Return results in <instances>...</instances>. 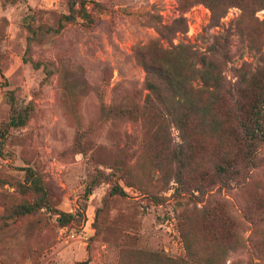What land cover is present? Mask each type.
Instances as JSON below:
<instances>
[{
    "label": "rangeland",
    "instance_id": "obj_1",
    "mask_svg": "<svg viewBox=\"0 0 264 264\" xmlns=\"http://www.w3.org/2000/svg\"><path fill=\"white\" fill-rule=\"evenodd\" d=\"M241 15L232 8L211 27L209 8L181 0H0V264H151L149 254L187 259L186 242L198 258L217 256L205 211L230 214L234 193L197 169L212 165L214 144L203 160L191 149L192 171L177 173L171 151L180 133L157 130L135 52L185 44L206 53L227 30L224 72L236 82L237 68L264 55V31L249 18L237 29ZM256 19L264 22V10ZM163 28L173 32L161 35ZM17 114L27 123L9 126ZM27 170L41 178L46 198L20 215L43 196L29 189ZM114 187L126 195H112ZM63 213L73 218L60 222ZM240 229L249 238L254 228ZM252 239L230 248L224 264H264V220Z\"/></svg>",
    "mask_w": 264,
    "mask_h": 264
},
{
    "label": "trees",
    "instance_id": "obj_2",
    "mask_svg": "<svg viewBox=\"0 0 264 264\" xmlns=\"http://www.w3.org/2000/svg\"><path fill=\"white\" fill-rule=\"evenodd\" d=\"M181 1L187 8L200 4L209 8L211 27H219L230 9L239 8L242 15L236 23L237 29L242 20L249 18L256 20L259 30L264 31V22L256 19L257 13L264 10V0ZM64 19L69 22L72 16ZM163 29L159 30L161 35L164 31L173 32L170 28ZM229 36L226 30L222 36L214 37L215 42L206 53L185 44L170 50L149 45L135 52L137 62L146 71L149 91L146 106L154 110H151L152 115L160 121L157 130L174 126L180 133L181 142L171 151V162L179 168L177 173L185 175L192 171L195 156L190 153L191 149H199L203 160L209 144H214L212 165L197 169L203 181L219 179L222 187L233 191L237 201V207L228 215L218 210L205 211V227L217 244V256L198 258L192 245L186 242L187 259L149 254L153 258L151 264H224L225 253L232 247L235 251L246 248L264 220L258 218L264 215V183L261 180L264 175V55L260 56L256 66L243 63L236 69L237 81L230 82L224 72L232 58ZM255 36L258 33L250 34L251 45L255 43ZM27 121L28 116L17 114L9 126H24ZM155 140L169 145L174 142L166 136L163 139L157 136ZM27 172V180L33 182L29 189L43 196L39 200L41 203L21 206L17 211L20 215L32 214L42 208L46 198L41 178L32 170ZM111 194L126 195V192L121 187H114ZM221 205L219 203L218 207ZM72 218L71 214L63 213L60 222L67 223ZM243 222H250L254 228L249 238L245 236L247 230L242 232L240 229ZM261 244L260 251L263 252L264 241ZM82 264H89V260Z\"/></svg>",
    "mask_w": 264,
    "mask_h": 264
}]
</instances>
